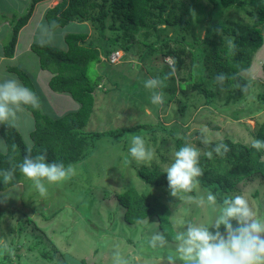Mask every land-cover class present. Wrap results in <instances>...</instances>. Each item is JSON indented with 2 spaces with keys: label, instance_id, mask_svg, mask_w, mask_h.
<instances>
[{
  "label": "rangeland",
  "instance_id": "1",
  "mask_svg": "<svg viewBox=\"0 0 264 264\" xmlns=\"http://www.w3.org/2000/svg\"><path fill=\"white\" fill-rule=\"evenodd\" d=\"M59 1L48 0V3L53 7ZM185 1L189 3L191 0ZM199 1L208 10L213 7L210 0ZM45 5L37 7L32 25L20 41L19 52H25L21 53L16 66L24 69L33 79L43 98V110L58 117L72 109L76 110L75 106H67L61 112L63 104L57 101L60 96L67 95L71 105L78 103L68 93L54 92L49 86L53 74L40 67L38 56L33 50H25L30 41L31 27L38 22L39 12ZM0 11L8 13L1 5ZM15 11L17 10L12 12ZM176 14L182 17L180 23L183 24L188 15L181 9ZM221 19L231 24L239 22L244 25L253 20L246 11L236 8L224 11ZM85 24L74 21L54 31L45 27L43 31L36 33L35 43L66 48V34L88 30L90 38L97 39L98 31L91 24ZM207 25L205 22V26ZM205 26L202 29L188 28L185 34L189 35L194 29L199 40L203 41L207 35ZM161 28L168 32L166 34L159 30L161 37L168 36L173 44L175 39L181 40L179 24L161 25ZM181 43L180 45H184V42ZM120 52V55L126 53L125 61H118L109 68L105 65L101 68L91 67L93 79H97L99 75L103 78L100 81L101 87L95 93V110L85 129L100 131L103 135L95 141L96 148L93 150L90 147L91 153L74 164L76 174L62 182L47 185L48 191L44 197L35 190L33 182L24 176L19 185L0 191V201H3L0 202V264H83V259L89 264H114L121 259L128 260L130 264H151L158 260L172 250L151 249L148 246L150 236L157 231L161 232L158 220L145 219L140 223H128L124 218L125 208L115 197L116 193L130 186L140 192L159 195L170 205L172 221L210 220V208L196 207L171 197L168 186L147 183L138 176L137 171L142 165L157 164L165 169L172 163V153L178 149L175 138L163 131V125L173 127L177 136L184 135V140L195 143L203 151L211 150L219 139L224 141L227 137L244 143L251 142L264 109L251 115H240L238 119L233 112L235 109L246 110L253 102L258 104L261 101V98L256 97V92L264 91V46L254 53L251 67L243 72L252 86L249 97L234 104H226V94L221 93L216 99V106L207 103L201 93L189 91L185 96L180 90V86L185 87V84L180 83L179 79L181 75L190 74L193 56H188L186 68L180 74L172 68L171 58L164 63L160 55L155 57V52L154 56L144 55V46L140 49L139 45H134L129 51ZM157 77L162 82L159 87L148 89L144 86L146 80ZM153 92L163 94L161 105L151 102ZM14 125L26 144L28 141L32 142L30 134L35 129V120L30 112L25 109L19 112ZM1 128L0 124V140L6 144ZM201 129L206 130L208 139L212 141L211 145L206 146L201 142ZM131 134L144 137L146 146L154 153L151 160L137 163L129 155ZM0 151L5 152L2 149ZM206 191L197 184L195 193L186 195H206ZM233 193L244 195L257 215L264 216V180H244L231 192ZM82 198H86V202L76 206ZM74 200L76 205L72 203ZM55 210L57 213L52 214ZM178 227L179 225L175 228L178 230ZM39 239L42 242L38 243ZM169 243L172 248L175 247V242ZM41 251L49 252L54 256L53 259L46 258ZM116 252L119 255L114 256ZM177 264H183V261L177 260Z\"/></svg>",
  "mask_w": 264,
  "mask_h": 264
},
{
  "label": "trees",
  "instance_id": "2",
  "mask_svg": "<svg viewBox=\"0 0 264 264\" xmlns=\"http://www.w3.org/2000/svg\"><path fill=\"white\" fill-rule=\"evenodd\" d=\"M40 1L42 0H31L27 12L23 14L17 11L1 14L2 19L11 24V33L3 45L6 57H14L19 32L27 25ZM210 1L213 4L210 10L199 0H191L189 3L185 0H60L47 9L45 20L50 31L77 21L86 23L85 26L91 24L98 31L99 37L91 39L88 30L66 34V48L39 42L31 45L39 58L40 67L53 74L49 82L50 88L57 93L70 94L79 104L77 110L58 117L43 110V100L30 75L18 66L8 67L39 97L38 108L25 107L35 120V129L30 134L33 154L47 149L48 162L63 161L65 165H74L91 153L90 147L93 150L96 148L95 141L103 133L87 131L85 127L94 112L95 93L103 76L93 79L91 67L101 68L105 65L109 68L112 64L103 57L108 58L116 50L129 51L134 45H139L140 49L144 46V55L154 56L155 52V57L160 55L163 62L166 58H171L172 68L180 74L186 68L188 56H193L190 74L181 75L179 79L180 83L185 84V87L180 86L185 96L189 91L201 93L207 103L215 106L221 93L226 94V104L246 100L252 86L243 72L251 67L254 53L264 46V0ZM231 8L246 11L253 19L252 22L245 25L224 22L221 19L222 13ZM179 9L188 15L183 24L180 23L182 17L176 14ZM166 24L180 25L181 40L174 38L173 44L168 36L161 37L159 30L168 33L161 28V25ZM204 26L207 28V35L203 41L199 40L194 29L189 35L185 34L188 28L202 29ZM181 41L184 45H180ZM262 70L264 74V62ZM245 86L246 91L243 90ZM256 97L261 98L258 104L253 102L246 110L235 109L233 115L238 119L240 115L247 116L255 111H262L264 91L256 92ZM260 117L262 119L253 133V139H264V113ZM163 126V131L175 138L179 149L185 143L184 135L179 137L173 127ZM1 127L7 151H0V191H6L23 182V174L16 166L22 162L27 144L16 125L1 124ZM223 142L229 146L230 151L222 157L213 153L211 159L201 156L200 166L204 174L198 178V184L216 194L219 202L231 195L244 180H264V151L251 149L248 147L251 142L244 143L232 137H227ZM214 146L215 144L212 145ZM5 172L12 175L8 184L3 182ZM137 174L147 183L168 186L167 173L157 164L142 165ZM115 197L125 208L124 218L128 223L157 219L161 233L168 241L175 242L172 236L177 229L173 227L172 209L159 195L140 192L130 186L116 193ZM84 202L86 198H82L77 205L76 200L72 203L79 206ZM56 213L57 210L52 214ZM40 242L42 240L39 239L38 243ZM41 253L51 260L54 257L47 251ZM82 263L89 264L86 259Z\"/></svg>",
  "mask_w": 264,
  "mask_h": 264
},
{
  "label": "clouds",
  "instance_id": "3",
  "mask_svg": "<svg viewBox=\"0 0 264 264\" xmlns=\"http://www.w3.org/2000/svg\"><path fill=\"white\" fill-rule=\"evenodd\" d=\"M37 5L38 3L35 8ZM28 7L24 12L19 13H26ZM34 12L35 9L33 15H35ZM10 13L8 12V14ZM4 21L10 26V35L11 24L7 20ZM40 27L43 30L44 26L41 25ZM18 41L19 35L15 54ZM113 53L119 54L120 62L118 63H121L125 53L120 55V50ZM112 54L108 58H103L113 65L117 62L114 63L110 60ZM168 59L170 58H166L164 61L167 62ZM21 82L12 76L0 78V124L12 126L17 119V114L26 106L32 108L40 106L39 97L36 93ZM32 82L35 84L33 79ZM161 83L158 77L150 78L145 81L144 86L148 89H155ZM243 90L246 91V86ZM150 99L153 104L161 105L164 97L160 92H153ZM200 133L201 142L206 146L211 145L212 141L208 139L206 130L201 129ZM218 141L211 150L203 151L195 143L185 139V143L178 150L173 151V161L170 166L164 169V172L167 173L169 195L196 207H208L211 209L212 215L209 221L173 220V227L179 225L178 230L172 236L173 241H175L174 248L170 246L163 233L159 231L153 233L148 239V246L151 249L172 250L166 252L158 260L152 261L151 264H177V260L183 261V264H264V216L257 215L244 195L233 193L226 196L222 202H218L217 195L210 190L206 191V195H186L193 192L199 183L198 178L204 174V170L200 166V157L203 155L211 159L213 153L222 157L230 151L229 146L223 142V139ZM248 147L256 151H264V139H253ZM0 149L7 151V146L3 140H0ZM128 152L137 163L151 160L154 155L153 150L146 146L144 137L137 134H131ZM47 156V149L40 150L34 155L33 144L28 141L24 158L16 166L24 177L33 182L35 190L41 197L46 196L47 185L62 182L76 174L74 165H65L63 161L48 162ZM125 162L127 163V161ZM11 180L12 175L5 172L3 176L4 184H8ZM233 221H235V224ZM137 223H140V221L138 220ZM222 227L223 230H221ZM115 255H119V252L114 253ZM114 264H130V262L121 259L115 261Z\"/></svg>",
  "mask_w": 264,
  "mask_h": 264
},
{
  "label": "crops",
  "instance_id": "4",
  "mask_svg": "<svg viewBox=\"0 0 264 264\" xmlns=\"http://www.w3.org/2000/svg\"><path fill=\"white\" fill-rule=\"evenodd\" d=\"M29 2H30V0H3V2H0V5L2 7H4L5 10H7L8 12H12L13 10H17L18 12H24L26 10V8L28 7ZM41 4H46V5H45L44 9H42L39 12L40 13L39 14L40 17L38 18L39 19L38 22L36 24H34V26L31 27V30L29 32L30 41L27 43V46L25 47L26 52L32 51L30 49V46H31L32 43L35 42L36 33L43 31V30H41L40 26L43 25L44 28L45 27L48 28L47 24H46V20H45V14H46L47 9H49L52 6H49L48 0H43V1L39 2L37 7L39 5H41ZM37 7L35 8L34 14H36V12H37ZM33 17H34V15H33ZM33 17L31 18L29 24L19 34V41H18L17 51H16V54H15V57L14 58H7V57L4 56L3 42H4L5 38L9 35L10 26L0 16V78L12 76V77H15L16 79H18L21 82V80L19 79V77L15 73L10 72L8 70V67H15L16 64H17V61L20 59L19 57L21 56V53L25 52L24 50L19 52V44H20L21 39L25 35L27 29L32 25ZM50 45H53V44H50ZM65 47H67V45H65ZM22 55H25V54H22ZM26 57L28 58L27 55H26ZM38 60H39V58H38ZM19 66H20V64H19ZM46 93L48 94V92H46ZM58 94H60V93H58ZM61 94H65V93H61ZM48 95L50 96V94H48ZM67 98H68V96L65 95V96H60V99L57 100V101H60L63 104V108H62L63 110L61 112L65 111V107H67V106L68 107H72V106L74 107L75 106L76 107L75 109L77 110V108H79V104L71 105V100H67ZM42 100H43V98H42ZM54 101H55V99H54ZM60 102H58V103H60ZM48 110L51 111L50 107H48ZM72 110H74V109H72Z\"/></svg>",
  "mask_w": 264,
  "mask_h": 264
},
{
  "label": "built area",
  "instance_id": "5",
  "mask_svg": "<svg viewBox=\"0 0 264 264\" xmlns=\"http://www.w3.org/2000/svg\"><path fill=\"white\" fill-rule=\"evenodd\" d=\"M119 59H120V56H119V54L117 53H113L112 54V56L110 57V60L112 61V62H118L119 61Z\"/></svg>",
  "mask_w": 264,
  "mask_h": 264
}]
</instances>
